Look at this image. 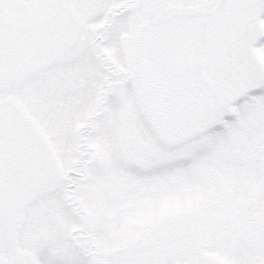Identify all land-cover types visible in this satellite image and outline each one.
Masks as SVG:
<instances>
[{"label": "snow or ice", "instance_id": "snow-or-ice-1", "mask_svg": "<svg viewBox=\"0 0 264 264\" xmlns=\"http://www.w3.org/2000/svg\"><path fill=\"white\" fill-rule=\"evenodd\" d=\"M0 264H264V0H0Z\"/></svg>", "mask_w": 264, "mask_h": 264}]
</instances>
